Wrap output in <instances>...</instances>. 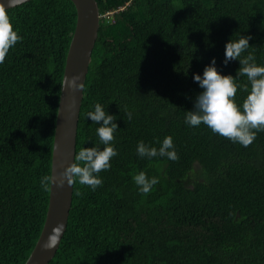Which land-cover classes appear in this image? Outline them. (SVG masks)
<instances>
[{
	"label": "trees",
	"instance_id": "16d2710c",
	"mask_svg": "<svg viewBox=\"0 0 264 264\" xmlns=\"http://www.w3.org/2000/svg\"><path fill=\"white\" fill-rule=\"evenodd\" d=\"M96 1L101 23L76 155L104 147L86 116L97 102L117 116L119 154L96 190L75 182L68 227L49 264H264V131L244 147L185 123L202 91L193 74L213 57L222 74H237L238 60L223 63L229 39L250 35L248 52L264 64V0ZM5 11L23 39L0 64V264H25L47 217L51 184L45 191L40 179L52 173L77 11L70 0ZM247 95L238 88L236 103ZM169 135L178 160L137 155L139 141L159 147ZM139 171L159 177L147 195L134 183Z\"/></svg>",
	"mask_w": 264,
	"mask_h": 264
},
{
	"label": "clouds",
	"instance_id": "9594fccd",
	"mask_svg": "<svg viewBox=\"0 0 264 264\" xmlns=\"http://www.w3.org/2000/svg\"><path fill=\"white\" fill-rule=\"evenodd\" d=\"M10 2L11 0H8V3ZM22 39L5 9L0 8V64L5 62L9 51ZM251 39L250 35H240L238 39L231 38L225 44L223 63L227 65L233 60L240 62L235 76L224 75L218 71L215 57L205 66L202 75L193 74L194 81L198 82L202 91L195 97L193 109L186 111L185 115V123L188 126L199 127L203 124L214 134L244 147L254 142L258 132L264 131V64H258L254 53L248 52L252 47L249 43ZM240 77H246L248 83L239 84L237 81ZM78 81L79 77L73 76L68 83L73 89H82L83 85ZM238 88L248 92L242 106L236 103ZM127 115L129 119L132 118L131 111H127ZM86 116L98 125L96 134L104 147H82L74 158L75 162L61 173L59 180L49 175L42 176L40 186L45 191L54 183L63 187L65 181L71 185L78 180L81 185H87L92 190L103 184L100 173L110 169L112 159L119 154L114 143L115 133L119 129L117 116L109 114L99 102L95 103L94 110L87 112ZM136 153L140 158L148 160L158 157H166L172 161L179 159L173 137L170 135L159 142V147L143 140L139 141ZM133 180L139 192L145 195L159 183L158 176L150 177L144 171L136 173ZM54 242L55 237L46 247H51Z\"/></svg>",
	"mask_w": 264,
	"mask_h": 264
},
{
	"label": "water",
	"instance_id": "95a60500",
	"mask_svg": "<svg viewBox=\"0 0 264 264\" xmlns=\"http://www.w3.org/2000/svg\"><path fill=\"white\" fill-rule=\"evenodd\" d=\"M33 0H0V8L8 10ZM77 11V24L69 47L57 114L52 153V173L59 180L61 173L74 161L77 135L87 76L100 30L101 15L96 0H70ZM79 77L82 89H73L68 82ZM74 184L63 187L51 184L46 221L40 238L25 264H49L58 252L66 233L73 205ZM55 237L51 247H46Z\"/></svg>",
	"mask_w": 264,
	"mask_h": 264
}]
</instances>
